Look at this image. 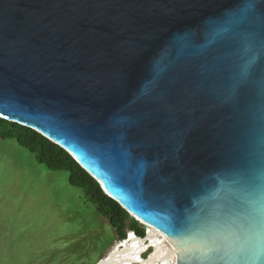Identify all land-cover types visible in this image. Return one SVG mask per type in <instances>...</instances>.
<instances>
[{
	"label": "water",
	"instance_id": "95a60500",
	"mask_svg": "<svg viewBox=\"0 0 264 264\" xmlns=\"http://www.w3.org/2000/svg\"><path fill=\"white\" fill-rule=\"evenodd\" d=\"M0 119L67 152L161 264H264V0H0Z\"/></svg>",
	"mask_w": 264,
	"mask_h": 264
},
{
	"label": "rangeland",
	"instance_id": "374dc122",
	"mask_svg": "<svg viewBox=\"0 0 264 264\" xmlns=\"http://www.w3.org/2000/svg\"><path fill=\"white\" fill-rule=\"evenodd\" d=\"M115 241L66 172L48 171L13 140L0 141V264H95Z\"/></svg>",
	"mask_w": 264,
	"mask_h": 264
},
{
	"label": "trees",
	"instance_id": "16d2710c",
	"mask_svg": "<svg viewBox=\"0 0 264 264\" xmlns=\"http://www.w3.org/2000/svg\"><path fill=\"white\" fill-rule=\"evenodd\" d=\"M5 140H13L20 148L31 153L35 161L48 171L66 172L69 185L83 191L86 200L95 207L100 217L107 220L119 240L126 238L125 228L140 239L144 237L145 231L137 221L131 220L126 226L128 213L104 194L99 184L62 148L27 127L0 119V141Z\"/></svg>",
	"mask_w": 264,
	"mask_h": 264
},
{
	"label": "bare ground",
	"instance_id": "6f19581e",
	"mask_svg": "<svg viewBox=\"0 0 264 264\" xmlns=\"http://www.w3.org/2000/svg\"><path fill=\"white\" fill-rule=\"evenodd\" d=\"M150 248V257L139 261V257ZM154 247L148 236L141 239L136 238L132 234L124 240L115 241L106 251L102 258L107 259L108 264H161L157 253L154 254ZM154 254V255H153Z\"/></svg>",
	"mask_w": 264,
	"mask_h": 264
},
{
	"label": "built area",
	"instance_id": "2783aa9c",
	"mask_svg": "<svg viewBox=\"0 0 264 264\" xmlns=\"http://www.w3.org/2000/svg\"><path fill=\"white\" fill-rule=\"evenodd\" d=\"M128 234H132V235H134L135 237H137L138 239H140L134 232H128L127 234H126V237L128 236Z\"/></svg>",
	"mask_w": 264,
	"mask_h": 264
},
{
	"label": "crops",
	"instance_id": "0c3cea01",
	"mask_svg": "<svg viewBox=\"0 0 264 264\" xmlns=\"http://www.w3.org/2000/svg\"><path fill=\"white\" fill-rule=\"evenodd\" d=\"M10 141V140H9Z\"/></svg>",
	"mask_w": 264,
	"mask_h": 264
}]
</instances>
